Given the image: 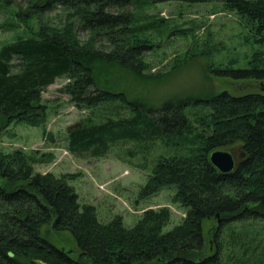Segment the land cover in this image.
I'll list each match as a JSON object with an SVG mask.
<instances>
[{"label": "trees", "instance_id": "1", "mask_svg": "<svg viewBox=\"0 0 264 264\" xmlns=\"http://www.w3.org/2000/svg\"><path fill=\"white\" fill-rule=\"evenodd\" d=\"M32 1L34 14L58 5L70 20L60 27L39 21L27 35L0 47V133L13 122L41 127L48 113L42 94L58 79L68 80L61 91L77 108L105 110L104 119L86 117L68 132V151L101 158L118 142L161 139L176 153L157 157L139 196L172 188L171 200L184 216L167 232H162L171 217L166 206L144 210L132 227L118 214L101 221L94 205L78 202L69 184L77 174L35 171L34 165L51 163L53 153L0 149V264H226L223 227L264 220V93L175 96L153 107L100 86L96 67L115 65L140 76L149 66L144 54L158 46L151 34L164 22L139 16L150 5L215 1L262 34L264 0ZM18 16L31 21L26 13ZM79 30L89 31L90 40L80 41ZM98 35L108 50L98 48ZM253 56L249 69H233L232 62L215 72L262 81L260 56ZM225 146H238L239 157L232 171L221 173L209 156ZM205 221L214 225L213 251L207 248ZM64 231L76 241L78 252L50 242V236ZM230 241L239 246L235 238Z\"/></svg>", "mask_w": 264, "mask_h": 264}, {"label": "rangeland", "instance_id": "2", "mask_svg": "<svg viewBox=\"0 0 264 264\" xmlns=\"http://www.w3.org/2000/svg\"><path fill=\"white\" fill-rule=\"evenodd\" d=\"M32 2L0 0V47L18 36L27 35L40 22L60 27L67 19L70 20L66 10L58 5L38 16L33 13ZM25 13L34 18L23 21L18 15ZM35 16H38L37 20ZM139 16L164 21L151 34L158 46L144 54L149 66L137 76L115 65L99 64L96 74L100 86L122 91L129 99H141L153 107L175 96L205 97L223 90L233 95L264 93V80L234 79L215 72V69H225L232 62L233 69H249L252 66L247 62L254 59V53L260 56L258 68L264 69V33H255L234 12L223 10L218 2H160L145 7ZM91 36L89 31H78L82 42L90 40ZM94 40L98 48L109 49L101 35L95 36ZM67 81L58 79L42 94L48 105L45 123L41 127L11 123L0 133V149L5 152L20 149L26 153H53L54 160L34 165L35 171L52 172L56 176L77 174L69 184L74 187L78 202L94 205L101 221H108L118 214L126 227H132L144 210L166 206L171 217L162 232L171 230L184 216L183 208L171 200L172 188H163L146 198L140 197L139 191L157 157L169 156L176 151L161 139L142 143L127 140L114 144L101 158L72 155L67 149L68 132L78 127L86 117L94 121L104 119L105 110L77 108L61 91ZM220 149L230 151L237 161L238 146ZM222 230L220 240L226 264H264L263 219L234 222ZM203 232L208 250L213 251V222L205 221ZM230 236L239 246H231ZM49 240L58 247L79 251L76 241L67 231L54 234Z\"/></svg>", "mask_w": 264, "mask_h": 264}, {"label": "water", "instance_id": "3", "mask_svg": "<svg viewBox=\"0 0 264 264\" xmlns=\"http://www.w3.org/2000/svg\"><path fill=\"white\" fill-rule=\"evenodd\" d=\"M212 165L221 173H228L233 170L236 160L230 151L216 149L209 156Z\"/></svg>", "mask_w": 264, "mask_h": 264}]
</instances>
